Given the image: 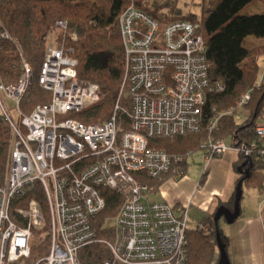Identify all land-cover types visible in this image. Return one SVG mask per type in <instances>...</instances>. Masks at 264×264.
<instances>
[{
	"label": "built area",
	"instance_id": "obj_1",
	"mask_svg": "<svg viewBox=\"0 0 264 264\" xmlns=\"http://www.w3.org/2000/svg\"><path fill=\"white\" fill-rule=\"evenodd\" d=\"M119 23L129 111L117 103L113 115L97 124L67 117L95 105L103 94L98 84L78 77V60L66 49L78 35L63 21L56 24L62 41L47 48L39 75L51 101L29 115L21 113L20 101L33 79L27 65L17 85L0 84V93L14 102L20 116L17 124L0 98V119L15 139L7 173L0 176V264H84L80 253L93 243L103 244L108 254L99 264L187 263V208L149 202L151 187L140 178L184 176L190 154L171 155L150 147V140L198 133L206 93L224 87L210 84L200 22L179 20L161 27L131 5ZM251 93L242 94L237 107H245ZM221 116L210 119V132ZM254 131L257 141L241 149L264 160V114ZM229 148L214 137L201 144L207 162ZM37 187L46 198L50 244L47 256L35 258V233L45 225L34 197ZM105 190L115 191L122 203L112 237L99 239L92 220L107 207Z\"/></svg>",
	"mask_w": 264,
	"mask_h": 264
},
{
	"label": "trees",
	"instance_id": "obj_2",
	"mask_svg": "<svg viewBox=\"0 0 264 264\" xmlns=\"http://www.w3.org/2000/svg\"><path fill=\"white\" fill-rule=\"evenodd\" d=\"M257 3L264 5V0H201L199 15L190 9L186 11L181 0H0V84L6 87L17 85L26 73L27 65L33 74V82L20 101L21 113L29 115L37 105L49 103L51 93L41 87L39 75L51 36H56L57 43L62 41L60 35H55L57 22H66L68 31L78 35L77 41H68L66 46L67 51L73 50L72 55L78 60V77L98 84L103 94L101 101L95 105L67 115L85 124L107 121L117 103L126 111L130 109V101L125 94L126 60L119 23L124 10L133 5L161 27L179 20L200 22L210 84L213 87L222 85L224 90L206 93L198 133L151 139L150 147L163 149L171 155L185 156L201 150L202 142L210 137L226 140L239 149V158L234 165L239 178L231 199L220 203L213 214L201 221L200 225L207 230L199 227L188 229L186 264H217V233H220L227 251L228 240L215 216L221 207L233 209L239 183H242L243 189L241 203L245 189L259 188L264 191V160L252 154V167L247 176L249 156L241 149L242 145L250 146L257 141L254 128L264 114V74L260 84L258 63V57L264 55V45L254 49L244 46L247 37L264 39V14H244L248 7ZM249 90H252L251 98L245 106L249 115L238 123L237 101ZM230 109L233 112L227 113ZM216 113L222 116L217 129L210 132L208 124ZM13 138L10 125L0 119L1 177L6 175L10 164ZM170 175L172 173L156 180L153 183L155 190ZM140 180L152 182L143 177ZM104 195L107 207L92 220L99 239L108 237L122 203L121 197L113 190H105ZM34 197L45 220V227L37 234L33 246V254L37 258L49 253L50 218L45 195L39 187ZM262 217L264 221V211ZM105 251L103 244L93 243L83 249L80 256L84 264H99L106 259Z\"/></svg>",
	"mask_w": 264,
	"mask_h": 264
},
{
	"label": "crops",
	"instance_id": "obj_3",
	"mask_svg": "<svg viewBox=\"0 0 264 264\" xmlns=\"http://www.w3.org/2000/svg\"><path fill=\"white\" fill-rule=\"evenodd\" d=\"M258 14H264V7L257 3ZM251 10L247 15H255ZM264 45V39L247 37L246 48H258ZM264 55L258 57V63ZM260 72V80L263 78ZM243 112L236 114L238 123H242L249 115L245 107ZM219 157L206 161L204 151L193 152L185 163V174L181 178L168 176L155 190L149 182L151 192L149 202L168 203L175 206L183 205L187 208L188 226L200 225L203 218L213 214L220 203L228 202L234 194L236 182L239 178L234 169L239 158V149L232 147ZM244 199L240 207V216L233 224L221 225L223 235L227 238V253L230 264H264V191L259 188L245 189ZM152 197V200L150 199ZM197 228V227H196Z\"/></svg>",
	"mask_w": 264,
	"mask_h": 264
},
{
	"label": "rangeland",
	"instance_id": "obj_4",
	"mask_svg": "<svg viewBox=\"0 0 264 264\" xmlns=\"http://www.w3.org/2000/svg\"><path fill=\"white\" fill-rule=\"evenodd\" d=\"M182 1V3H184V8L186 9V11H190V10H192V11H195L196 13H198L199 15L201 14V8L199 7V5H200V2H201V0H181ZM260 4V3H259ZM255 5H258V4H255ZM260 5H262L263 7H264V5L263 4H260ZM254 5L253 6H250V7H248L246 10H245V13L244 14H249L250 13V11L251 10H253L254 9ZM190 9V10H189ZM252 12H254V14H258V8H255L254 9V11H252ZM55 31V35H60L61 34V31L60 30H57V29H55L54 30ZM71 33H73V32H71ZM60 37V36H59ZM58 45V43L56 42V36H51V38H50V43H49V45L48 46H57ZM259 66H260V72L261 73H263V71H264V59L263 60H260V63H259ZM0 98H1V100H3V102L5 103V105H6V108H7V111H8V113H9V115L12 117V119L18 124V123H20V116H19V113H18V111H17V108H16V106H15V104H14V102L13 101H11L7 96H6V94H4L3 92H1L0 93ZM243 108H241V109H239V111H238V119H240V113H242L243 112ZM14 143H15V139L13 138V142H12V152H11V157H12V153H13V148H14ZM203 151H199V152H197V153H202ZM245 153V152H244ZM190 157H192V155L190 154V155H187V156H185V158H186V160H188ZM10 163H11V159H10ZM150 199L152 200V197H150ZM116 217V216H115ZM115 217H114V219H115ZM224 226V222H220V226ZM45 227V226H44ZM44 227H42V228H39V229H37L36 230V233H35V238H34V241H33V246H34V242H35V240H36V238H37V234L39 233V232H41L42 230H43V228ZM197 226H191V225H189L188 226V229H195ZM112 231V230H111ZM112 237V235H111V232H109V234H108V237H106V238H111ZM106 252V251H105ZM108 258V254H107V252H106V259Z\"/></svg>",
	"mask_w": 264,
	"mask_h": 264
},
{
	"label": "water",
	"instance_id": "obj_5",
	"mask_svg": "<svg viewBox=\"0 0 264 264\" xmlns=\"http://www.w3.org/2000/svg\"><path fill=\"white\" fill-rule=\"evenodd\" d=\"M246 164H249V169L246 172L248 176L252 167V159L250 157L248 158ZM242 196H243L242 183H239L235 193L233 209H229L227 207H221L215 216V221L220 222L222 219H224V221L227 224H233L240 216V203L242 200ZM217 245L219 250V261L217 264H230L226 247L221 241L220 233H217Z\"/></svg>",
	"mask_w": 264,
	"mask_h": 264
}]
</instances>
